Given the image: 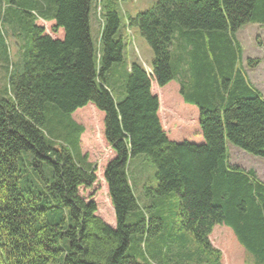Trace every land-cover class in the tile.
<instances>
[{
	"label": "trees",
	"instance_id": "16d2710c",
	"mask_svg": "<svg viewBox=\"0 0 264 264\" xmlns=\"http://www.w3.org/2000/svg\"><path fill=\"white\" fill-rule=\"evenodd\" d=\"M8 3L24 41L0 89V264H223L216 227L264 264V180L232 164L226 143L264 157V94L236 35L264 23V0H157L128 15L153 50L151 72L138 58L115 66L118 0ZM2 37L0 25V49ZM95 126L110 156L101 177L81 144ZM139 155L156 168L153 193L177 195L175 210L136 194ZM100 178L110 219L95 197Z\"/></svg>",
	"mask_w": 264,
	"mask_h": 264
},
{
	"label": "rangeland",
	"instance_id": "374dc122",
	"mask_svg": "<svg viewBox=\"0 0 264 264\" xmlns=\"http://www.w3.org/2000/svg\"><path fill=\"white\" fill-rule=\"evenodd\" d=\"M99 1L100 0H98V3ZM156 2L157 0H118V10L121 17L120 32L123 35L125 44L123 53L124 62L115 64L120 70L126 68V66L128 68V65L131 64L134 58H138L147 70L151 72L150 66L154 59L153 50L138 27L128 26L127 16H134L139 12L145 11ZM98 3L96 4L98 5ZM13 10L8 0H0V25L4 43V47L0 49V89L6 87L7 68L12 67L18 61L17 58L20 54V46L24 41L21 36L18 34L15 35L11 28L14 23L18 22H16ZM236 35L243 50L242 62L245 72L250 81L264 94V23H247L239 29ZM3 52H6L8 60L3 57L5 55ZM249 60L253 62L249 64ZM177 84H179L177 81L173 82V87L165 98V101L168 98L167 103L170 105L171 109L173 105V99H171L173 98L172 95L180 97ZM158 91L160 92V89H158ZM175 105L176 103L174 107ZM174 117H170L171 121L176 119H174ZM164 122L166 123L165 118ZM81 140L83 151L88 154L91 162L97 165L101 177L103 167L110 156L108 150L103 146L104 142L98 126L89 129L87 127ZM226 143L228 146L229 159L232 164H236L245 169H254L260 178L264 180V157L252 154L229 141ZM145 159L143 155H139L131 160L129 166V175L131 179H135V177L140 178L137 184H135L136 194H144L145 199L150 202L157 201V205L165 208L167 212L170 209L175 210L178 199L175 193L157 195L151 190L156 188L158 184L155 176L156 168L150 160L147 159L148 161L145 162ZM97 186L95 197L99 203V212L107 219H110L114 216V213L105 182L102 178H100V182ZM149 190H151L152 193H149ZM139 236L140 234L134 236V244H138L137 239ZM155 238L156 234L143 237L142 247L145 248V246H147L148 249H150L155 243ZM210 240L215 247L222 251L223 264H252V257L239 245L235 235L226 227H216Z\"/></svg>",
	"mask_w": 264,
	"mask_h": 264
},
{
	"label": "crops",
	"instance_id": "0c3cea01",
	"mask_svg": "<svg viewBox=\"0 0 264 264\" xmlns=\"http://www.w3.org/2000/svg\"><path fill=\"white\" fill-rule=\"evenodd\" d=\"M99 14H93L91 17V29H92V34L95 37L96 41L98 42L99 40V34H100V24L98 21Z\"/></svg>",
	"mask_w": 264,
	"mask_h": 264
}]
</instances>
